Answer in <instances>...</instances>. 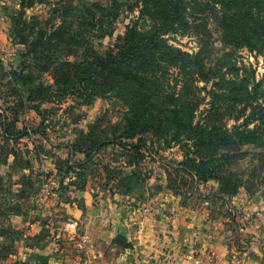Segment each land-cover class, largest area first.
<instances>
[{
    "label": "trees",
    "instance_id": "16d2710c",
    "mask_svg": "<svg viewBox=\"0 0 264 264\" xmlns=\"http://www.w3.org/2000/svg\"><path fill=\"white\" fill-rule=\"evenodd\" d=\"M19 1L23 8L34 3L46 4V0ZM127 1L126 10L137 9L139 18L148 21L147 28H139L135 23L127 25L120 42L103 54L87 46L89 40L82 32H73V23L66 18L75 9L71 3L68 6L56 3L59 10L56 12L54 9L57 14L53 18L60 23L52 26L46 34L20 35L21 42L27 46L26 54L31 55L36 69L50 71L55 85L37 86L42 95L39 99H48L49 91L58 97L73 95L85 103L110 95L127 101L128 112L123 118L121 134L115 135V129L112 139L96 140L93 132H81L69 145L70 154L80 152L88 157L110 141L121 144L122 138L150 131L170 133V140L185 141L182 145L184 157L177 170L184 171L199 182L215 181L219 199L232 197L241 188L254 196L262 184L261 180L257 182L256 177L253 178L255 168L246 174L234 166L250 154L243 149L244 146L264 147V94H261L260 82L251 80L250 89L245 85L247 96L255 100H249L244 111L234 118L235 123L227 125L219 97H223L221 91L228 84L223 74L218 73L217 66L208 65V25L210 21L216 24L225 45L236 49L245 47L251 52L264 54V0ZM112 3L108 21L99 20L98 27L111 24L110 18L117 16L115 0ZM94 5L99 10H105L103 6ZM85 11L92 13L88 7ZM79 15L84 17L83 12ZM31 32L34 33V28ZM171 33L198 37V51L189 53L169 43L165 36ZM77 48L82 49L80 55L70 58L69 55ZM9 74L18 79L15 70ZM23 81L27 82L26 79ZM200 82L202 85H199ZM200 90L205 91L204 96H200ZM206 97H209V107L202 118L195 120V112ZM0 118L6 140L22 135L23 131L12 135V124H9L6 114H0ZM241 118L242 121L236 123ZM141 146L136 143L125 147L123 155L129 163L143 160ZM4 153L1 147L0 162ZM76 165L83 167L81 162ZM263 167L264 164L260 165L258 170ZM131 174L138 182L143 181L139 173ZM245 175L250 178L246 180ZM1 185L0 180V188ZM14 211L21 214L19 210ZM5 232L6 229H0V234ZM14 240L12 237L0 240V261L15 252Z\"/></svg>",
    "mask_w": 264,
    "mask_h": 264
},
{
    "label": "rangeland",
    "instance_id": "374dc122",
    "mask_svg": "<svg viewBox=\"0 0 264 264\" xmlns=\"http://www.w3.org/2000/svg\"><path fill=\"white\" fill-rule=\"evenodd\" d=\"M112 1L46 0V4L34 3L30 7L23 8L19 0H0V114H6L9 124H12V135L16 136L23 131L19 137L6 140L0 126V150L1 147L5 150L0 162L2 183L0 229L7 231L0 234V240L15 238L13 248H16L15 245L21 239L18 235L22 228H29L32 222L39 221L38 212L44 200L54 202L58 199L65 204L63 208L75 203L80 209L86 193L97 196L103 191L109 194V188L115 190L120 187H123L120 188L123 192H128L131 188L130 184L138 182L134 175L131 176L132 172L139 173L143 177L142 182L146 181L151 174L147 162L153 163L165 159L179 165L183 160L182 145L185 141H172L169 138L170 133L159 132V134L155 131L143 132L132 138H122L121 144L110 141L99 149L92 150L88 157H84L80 152L70 154L69 145L81 132L84 134L93 132L96 140L112 139L114 136L112 132L115 129V135L121 134L123 118L128 112L127 101L110 95L106 98L96 97L85 103L73 95L58 97L57 94L54 95L49 91L50 98L39 99L42 95L37 86L43 84L55 87V85L50 71L41 72L36 69L31 55L26 54L27 46L21 42L20 35L38 36L39 32L46 34L52 26L60 23L53 18L59 10L56 3H65L66 6L71 3L75 9L66 18L72 21L73 32H82L89 40L87 46L103 54L120 42L127 25L135 23L139 28H147L148 24V21L139 18L137 9L126 10L127 0H115L117 16L110 18L111 24L103 28L98 27L99 20L108 21L109 11L113 7ZM94 4L105 7V10L97 9ZM86 7L90 8L92 13L85 11ZM81 12L84 14L83 18L79 15ZM215 25L213 21L208 25L210 55L207 61L208 65L217 66L218 73L223 74L225 83L228 84L226 89L221 91L223 97H219V104L224 108L225 122L231 126L235 123L234 118L244 111V107L246 108L245 104L249 100L253 102L255 100L247 96L245 85L250 89L251 80L260 82L261 94H264V54L251 52L245 47L236 49L225 45L221 40V31ZM32 28L34 33L31 32ZM165 37L169 43L189 53L199 49V39L193 34L171 33ZM81 51L80 48L74 49L69 57L75 58ZM12 70L16 71L18 79L10 76L9 72ZM233 70H237L236 73H232ZM235 74L237 77H234ZM199 85L202 83L200 82ZM204 95L205 91L200 90V96ZM208 101L209 97L202 100L203 103L195 112V120L203 117L209 107ZM241 121L242 118L236 123ZM33 129L38 131L34 132ZM136 143L142 145L140 150L144 155L143 160L136 164L129 163L123 153L126 152V148ZM167 149H170L169 153H165ZM243 149L250 154L240 160L234 168L243 170L246 174L255 168L256 175L253 178L256 177L257 182L261 180V189L264 187V167L261 171L258 169L264 164V154L261 153L264 152V147L255 148L253 145H246ZM178 155L181 156L179 160ZM78 162H81L83 167L77 166ZM244 178L247 180L250 177L245 175ZM182 181L179 187L181 189L183 187V190L191 189L198 183L192 177L190 180L184 178ZM241 190L250 197L244 188L239 191ZM225 200L226 197H223V201ZM221 206L224 207L221 212H225L224 204ZM14 210H19L21 214ZM12 216H18V219L11 220ZM65 217H57L62 218V221H60V229L57 230L60 232L59 236L50 238L51 241L54 238L56 240V244L51 243L52 249L57 247L58 250H62L65 244L58 240L64 236V233L63 242L69 237L64 223L71 221ZM21 218L25 226L21 225ZM43 235L44 232L41 231L31 233L30 236L24 235V241L26 245L32 247L44 240ZM14 254L15 252H11L7 258L13 257ZM37 256L33 254L31 261H37ZM3 263L5 264V260L0 261V264Z\"/></svg>",
    "mask_w": 264,
    "mask_h": 264
},
{
    "label": "crops",
    "instance_id": "0c3cea01",
    "mask_svg": "<svg viewBox=\"0 0 264 264\" xmlns=\"http://www.w3.org/2000/svg\"><path fill=\"white\" fill-rule=\"evenodd\" d=\"M147 166L146 181L131 183L128 192L86 193L80 209L44 200L39 221L22 228L15 254L5 264H195L187 254L199 264H264L263 193L258 204L244 190L223 201L215 181L183 190L179 184L191 176L177 170L179 165L160 159ZM59 216L76 222L70 229L64 223L69 237L63 242L64 233L58 240L65 244L62 250L52 249L56 240H50L59 236ZM40 231L44 240L26 245L24 237ZM33 254L37 261H31Z\"/></svg>",
    "mask_w": 264,
    "mask_h": 264
},
{
    "label": "built area",
    "instance_id": "2783aa9c",
    "mask_svg": "<svg viewBox=\"0 0 264 264\" xmlns=\"http://www.w3.org/2000/svg\"><path fill=\"white\" fill-rule=\"evenodd\" d=\"M67 226L69 227V228H75L76 227V222L75 221H71V222H69L68 224H67ZM187 257L189 258V259H191L195 264H199L200 262H199V259L197 258V257H195L194 255H192V254H187Z\"/></svg>",
    "mask_w": 264,
    "mask_h": 264
},
{
    "label": "water",
    "instance_id": "95a60500",
    "mask_svg": "<svg viewBox=\"0 0 264 264\" xmlns=\"http://www.w3.org/2000/svg\"><path fill=\"white\" fill-rule=\"evenodd\" d=\"M263 191H264V187L261 188L257 193H255V195L252 198V202L257 203L259 201L260 196L262 195Z\"/></svg>",
    "mask_w": 264,
    "mask_h": 264
}]
</instances>
